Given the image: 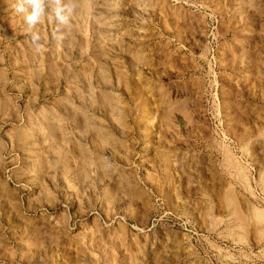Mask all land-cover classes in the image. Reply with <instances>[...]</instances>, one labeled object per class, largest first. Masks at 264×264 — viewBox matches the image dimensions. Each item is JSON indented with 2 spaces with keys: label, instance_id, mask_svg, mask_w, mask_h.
I'll use <instances>...</instances> for the list:
<instances>
[{
  "label": "rangeland",
  "instance_id": "374dc122",
  "mask_svg": "<svg viewBox=\"0 0 264 264\" xmlns=\"http://www.w3.org/2000/svg\"><path fill=\"white\" fill-rule=\"evenodd\" d=\"M16 2L0 264H264V0L45 2L39 48Z\"/></svg>",
  "mask_w": 264,
  "mask_h": 264
},
{
  "label": "clouds",
  "instance_id": "9594fccd",
  "mask_svg": "<svg viewBox=\"0 0 264 264\" xmlns=\"http://www.w3.org/2000/svg\"><path fill=\"white\" fill-rule=\"evenodd\" d=\"M45 2H47V6L51 14L55 16L57 22L56 31L53 33V38L56 40L64 39V36L60 34L61 26L68 25L75 8L74 0H68L67 3L63 2V0H17L15 11L23 14L24 21L28 25V31L31 34L32 44L37 48L40 47L39 41L41 38L32 29L40 22L41 17L44 15Z\"/></svg>",
  "mask_w": 264,
  "mask_h": 264
}]
</instances>
